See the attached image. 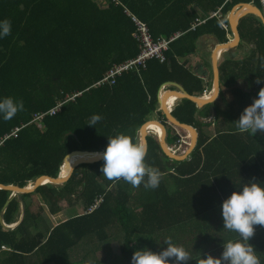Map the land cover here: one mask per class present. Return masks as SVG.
I'll use <instances>...</instances> for the list:
<instances>
[{
  "label": "trees",
  "instance_id": "obj_1",
  "mask_svg": "<svg viewBox=\"0 0 264 264\" xmlns=\"http://www.w3.org/2000/svg\"><path fill=\"white\" fill-rule=\"evenodd\" d=\"M239 4L260 8L259 0H115L106 9L92 0H0V20L8 19L12 26L11 35L0 40V97L19 99L24 105L11 120L0 119V185L25 188L40 176L56 178L70 153H101L107 137L116 134L139 142V131L152 116L167 122L158 111L159 91L166 83L202 96L203 80L182 59L198 54L197 42L204 36L226 44L220 24H227L225 16ZM193 5L206 13L202 20ZM223 5L222 21L211 20ZM178 15L189 22L175 23ZM133 17L148 26L156 43L181 37L170 45L163 63L150 60L146 68L125 72L114 85L94 86L111 68L140 54ZM238 33L253 49L248 57L225 58L219 64L218 99L201 109L182 99L173 112L199 132L191 159L171 160L159 140L147 136L145 163L161 172L158 188L108 180L100 171L102 160L82 164L63 187L45 186L22 197L23 219L13 231L5 225L18 224L21 204L16 198L7 206L12 194L0 190V264H107L113 245L120 246L127 260L122 264H130L134 251L159 253L168 239L191 257L179 264L219 257L223 248L210 249L203 231L212 232V225L222 220L217 212L233 191L250 180L264 183V132L241 133L234 123L250 105L249 94H243L239 84L248 82L251 93L264 87V25L254 16L245 17ZM174 96L180 97L167 96L169 106ZM59 104L61 109L47 114ZM212 112L215 136L210 139L204 133L207 124L199 118L207 119ZM38 114L44 116L36 122ZM93 115L101 120L88 126ZM166 175L171 177L169 185H164ZM146 193L154 197L147 199ZM35 197L50 215L76 206L84 213L43 234L38 231L39 212L29 206ZM98 200L100 206L88 214ZM107 246L109 254L100 259L98 253Z\"/></svg>",
  "mask_w": 264,
  "mask_h": 264
},
{
  "label": "clouds",
  "instance_id": "obj_2",
  "mask_svg": "<svg viewBox=\"0 0 264 264\" xmlns=\"http://www.w3.org/2000/svg\"><path fill=\"white\" fill-rule=\"evenodd\" d=\"M226 18H228L227 15L225 20ZM11 27L10 20H0V40L11 35ZM260 82V79H257L256 83ZM163 92L168 93L165 90ZM257 97L251 105L244 108L239 119L234 122L241 133H249L253 136L258 131L264 132V87L260 88ZM215 98L216 95L211 97L209 102L211 103ZM177 103L178 101L173 107L176 108ZM23 108L22 100L0 97V119L4 121L11 120ZM99 120L101 116L93 115L87 125L94 127ZM175 134L177 138L178 135L181 136L177 130ZM107 138L108 143L104 151L98 154L103 161L100 168L102 175L108 180H123L133 187L141 184L145 189L159 187L162 174L159 169L146 165V147L142 142L134 143L128 135L122 133ZM157 138L159 140V137ZM187 138L191 140L188 135ZM190 145L191 143L188 144V148ZM177 154L182 155L180 152ZM59 173H61V168H59ZM221 217L223 228L237 233L240 239L223 244V251L219 258L207 255L203 259L200 258L199 264H260L257 252L248 241L254 235V226L264 227V183L250 180L242 184L238 191H233L221 203ZM164 244L167 245L166 249L159 253L146 248L134 251L130 264H169L172 258H174V264L191 260L189 253L183 247L174 245L170 239Z\"/></svg>",
  "mask_w": 264,
  "mask_h": 264
},
{
  "label": "crops",
  "instance_id": "obj_3",
  "mask_svg": "<svg viewBox=\"0 0 264 264\" xmlns=\"http://www.w3.org/2000/svg\"><path fill=\"white\" fill-rule=\"evenodd\" d=\"M92 1L100 9H106L109 6L110 3H114L115 2V0H92ZM224 5H225V3H224ZM224 5L222 7H220V8H218V10L221 9V11H222ZM239 5H241V4H239ZM193 8H194L195 12L197 13V15L199 17V20H202L201 18H203L206 15V13L201 8H199L196 5H193ZM228 14H229V12L227 13V16H228ZM179 17H181V16L178 15V18ZM133 18H135V17H133ZM137 20H139V19H137ZM226 20L228 21V18H226ZM132 22H133V20H132ZM174 22L182 25V24H187L189 22V20H188V18H184V16H182L177 21L174 20ZM227 25L229 26V31L226 33V39H227V43H228V42H230V41L233 40V36H232V33H231V29H230L229 22L227 23ZM178 35H181V34H178ZM217 44H220V43L216 39H214V37L212 38V37H209V36H204L203 38H200L199 41L197 42V45H198V54H196L194 56H191V57H188V58L182 59L183 62H186L188 64V67L193 72V74L196 75L197 77H199L200 79H202L203 82H204V85L206 87V92L202 96H198V97H201V98H203V97H205L207 95H211L212 94V91H213L212 87H210V84L213 83V62H212V57H213V48ZM226 44H220V45H226ZM252 49L253 48L251 46L244 45V44H239L236 49H234L232 51H227V52L223 53L218 58L219 59L218 60V69H219V64L225 58L226 59L227 58H231L233 60H240V59H243L245 57H248L251 54ZM167 84L168 83H166V84H164L162 86V87H164V90L167 89V87H168V89H175V92H177V93H171V94H174V95L179 94V96H180V93H178V92H181V91L178 89V87H176V86H170V85H167ZM249 85L250 84L248 82H245L244 84L243 83H240L239 86H238V89L240 87L241 91H243L242 92L243 94H247V93L249 94V96H247V100H248V102H250V105H251V103L253 102V100L255 98H258V97L256 95L257 94L256 92L251 93V89H249V87H250ZM162 87H161V89H162ZM243 87H244V89H243ZM247 87H248V90H247ZM160 91H159V93H160ZM172 91H174V90H172ZM171 94L168 92L166 94V96H165V99L164 100H165L166 105L167 104H170V100H168V97L167 96L168 95H171ZM181 101L182 100H179L178 101L177 106L179 105V103H181ZM159 108H160V105H159ZM199 119L201 121H203L204 123L207 124V126L204 127V133L210 139H212L215 136V129H214V122H215V120H214L213 112H212V114H211V116L209 118H207V119H205V118H199ZM208 119H210L211 121L208 120ZM163 123L165 124L166 127H171L168 124V121L167 122H163ZM175 129L182 136L181 137V136L178 135L179 141H177V145L176 144H170V143H168V138H167V136H168V129H167V135H166V142H167V145L170 148H172V149H174L177 146V148H178L177 150H178V153H179L181 151L182 145L184 144V145H187L188 146V144L191 142V140H188L187 136L182 135L181 134V131H179L178 128L175 127ZM176 130H175L174 133H176ZM210 132L213 133L211 136H210ZM154 133H157V132H154ZM163 133H164V130H163ZM188 136L190 137V135H188ZM178 142L181 143V144H178ZM189 159H191V156H190ZM11 198H12V196H11ZM16 198L17 197H15V199ZM15 199H13V200H15ZM23 204H24V202H23ZM32 204H33V202L32 203L30 202L29 203V206H30V210H32L34 212V209H33V205ZM41 206H44V205H41ZM24 209H25V206H24ZM45 210H46V208H45ZM218 211H221V208H219ZM201 212H202L201 215H203L205 217H208V214L209 213L207 211L201 210ZM34 213H36V212H34ZM217 213H218L219 216H221V212H217ZM22 219H23V214L20 216V219H19L18 224H20L22 222ZM18 224H15L13 226H7V225L6 226L8 228H11L12 229L11 231H13V230H15V228L18 227L17 226ZM58 225H61V224H58ZM58 225H56L55 227H57ZM202 225L205 226V224H202ZM212 226H215V227L213 228V231L210 232V233L207 232V231H203V229H201V233H202V231L203 232H206V236L207 237L206 236L205 237H206L207 241L209 242L210 249L216 248V250L218 251V250H221L223 248L222 245L225 244V243H227L228 241H237V240L240 239L237 233L232 232L230 230H227V229L223 228V220H221V219H218V221L216 222V225H212ZM248 243L250 245H252L253 248H254V250L257 252V255H258L259 259H260V264H264V227H262V229H260L258 231L257 228L254 226V235L249 239ZM207 249H208V247H207ZM207 254H209V253H207ZM211 256H213L215 258H219L221 256V254L219 255V257L217 255H215V256L214 255H211Z\"/></svg>",
  "mask_w": 264,
  "mask_h": 264
},
{
  "label": "water",
  "instance_id": "obj_4",
  "mask_svg": "<svg viewBox=\"0 0 264 264\" xmlns=\"http://www.w3.org/2000/svg\"><path fill=\"white\" fill-rule=\"evenodd\" d=\"M249 16H254V17L260 19L262 24L264 25V15L261 12L260 8H258L254 4L238 5V6L234 7L228 14V22L230 24V29H231V33L233 36V40L228 42L226 45L217 44L213 48V57H212V62H213V85H212L213 95H212V97L214 95H216V98L213 101H211V103H210L209 102L210 99L205 100L204 97L201 98L198 96H193L190 93H188L184 89V87L181 86L180 84L170 82L167 85L176 86L181 91V92H178V93H180V97H177V99H179V100H182V99L191 100L197 105L198 108H203L204 106L212 104L217 100L219 93H220V84H219L220 79H219V69H218V60H219L218 58L219 57H217L216 54L218 51H220V49L232 51V50L236 49L239 44L247 45L244 42H242L240 39V35L238 33V24H239L241 19H243L245 17H249ZM163 91H164V87H162V89L159 93L160 111L165 115V117L168 121V124L171 126V128L174 132L176 130L175 127H177V128L182 129V130H185V131L191 130L194 133V136L191 137V145H190V147L186 153H184L182 155L175 153L178 148L176 146L174 149H172L167 145V142H166L167 127H165V125L162 121H148L146 124H144L139 131V142H142L145 145L146 152H147V140H146V138L149 134L148 129H146L147 124L155 122V123L159 124L164 130L163 136L159 137V142H160V145H161V148H162L164 154L173 161L181 162V161L188 160L190 158L191 154L195 151V149L198 146L199 132L196 128H194L190 125L181 123L179 120H177L174 117L173 112L171 111L172 107L169 106V109H168L166 106L164 99H165V96L167 93L164 94ZM216 92H217V94H216ZM169 93L171 94V93H177V92H169ZM77 153L82 154V156L85 157V160H83L81 163H78L77 165H74L72 167L70 173L67 174L66 176H62L61 173H59L56 178H51V177H47V176H40V177L36 178L33 183H30L29 184L30 186L28 185L25 188H18L16 186H2V185H0L1 191H6V192H9L12 194V198L8 202L7 206L10 205V203L12 202L13 199H15V197H17L18 200L21 202L20 204H21V210H22V214H23L24 213V204L21 201L22 200L21 198L23 196L34 194L38 188L45 187V186L63 187L66 183L69 182V179L71 178L73 170L76 166H79L82 164H91V163H96V162L101 161V159L98 156L99 153H93V152H88V151H75V152L70 153L65 158L62 167L65 165V162L67 161V159L71 155L77 154ZM92 154H94V156H92ZM2 222H3V220H2ZM3 224H4V222H3ZM19 225L20 224H18L17 226H19ZM5 227L8 230H12L11 228H8L6 225H5Z\"/></svg>",
  "mask_w": 264,
  "mask_h": 264
},
{
  "label": "built area",
  "instance_id": "obj_5",
  "mask_svg": "<svg viewBox=\"0 0 264 264\" xmlns=\"http://www.w3.org/2000/svg\"><path fill=\"white\" fill-rule=\"evenodd\" d=\"M262 13L264 14V0H259ZM223 15L221 9L218 10L216 13L211 15V20L216 19L218 21H222ZM135 26H136V33L133 35V38L136 40V42L139 44V52L140 54L137 56V58L130 60L122 65H117L111 68L104 76L103 78L98 81L94 86H101V85H114L117 82V78L121 77L125 72L128 71H138L140 67L146 68L147 62L150 60H159L162 63L166 60L165 54L169 51L170 45L174 43L176 40H178L181 35H176L175 37L171 38L170 40H164L159 43H156L154 40H152L150 36V30L148 26L136 18H132ZM202 24H206L205 22H202ZM220 28L224 32L229 31V27L225 23L220 24ZM195 30V29H194ZM164 93V92H163ZM165 94V93H164ZM77 97L80 96L76 95ZM176 101H179V99H176ZM62 104H59L57 107L51 109L47 114L53 115L55 114L59 109H61ZM175 107H172L171 111L173 112ZM159 111V110H158ZM44 115H35V120H41ZM18 133V130L15 131L12 136H16ZM178 133V132H177ZM178 144H181L178 142ZM185 152V151H184ZM178 153V150L175 152ZM102 200H98L95 205L88 210V214L92 213L97 207L100 206Z\"/></svg>",
  "mask_w": 264,
  "mask_h": 264
},
{
  "label": "rangeland",
  "instance_id": "obj_6",
  "mask_svg": "<svg viewBox=\"0 0 264 264\" xmlns=\"http://www.w3.org/2000/svg\"><path fill=\"white\" fill-rule=\"evenodd\" d=\"M172 90L175 91V89H165V91H168V92H171ZM247 90H248V87H247ZM210 120V119H208ZM215 120V119H214ZM150 121H160V118L159 116L157 115H154L151 117ZM211 121V120H210ZM37 122V120H36ZM168 129V143L170 144H177V141L178 139L176 138V134L174 133V131L171 129V127H167ZM179 131H181V134L184 135V136H187L189 135L186 131L178 128ZM213 133L210 132V136L212 135ZM149 137H154L158 140V138L156 137V134H152L149 133L148 134ZM188 149V146L187 145H182V148H181V151L180 153H184V151H187ZM165 183L164 185H169L170 184V180H171V177L169 175H166L165 176ZM145 197L148 199H152L151 197H154L152 196V194H147L145 195ZM36 200H33L31 201L34 202L33 204V209H34V212H36V214H38L39 212V218H38V231L45 234L48 230L49 231H52L54 229V227L58 224H63L67 221H69L72 217H75V216H79L81 215L82 213H84V210L80 207V206H76L74 209H66L64 210L63 212L61 213H58L56 215H50L46 210H45V206H42V201L40 200V198L38 197H35ZM41 218V219H40ZM40 219V220H39ZM201 224H205L204 223V220L201 219ZM197 232L194 233V236H196ZM109 254L108 252V246L106 247L105 251H101L100 253H98V256L100 259H105V256H106V253ZM110 255H113L112 259L107 263V264H122V263H127V260L125 258V256H123L121 253H120V246L118 245H113L111 246V254Z\"/></svg>",
  "mask_w": 264,
  "mask_h": 264
},
{
  "label": "bare ground",
  "instance_id": "obj_7",
  "mask_svg": "<svg viewBox=\"0 0 264 264\" xmlns=\"http://www.w3.org/2000/svg\"><path fill=\"white\" fill-rule=\"evenodd\" d=\"M227 52V50H221L217 52V57H220V55H222L223 53ZM213 95V91H212V94L211 95H207L204 97L205 100H208L212 97ZM176 96H174L172 98V104L170 107H173L174 105H176ZM167 108L169 109V104L166 105ZM149 132H157L155 133L157 137H161L163 136V128L155 123V122H152V123H149L147 124V128ZM187 130V129H186ZM187 132L189 133L190 137H193L194 136V133L191 131V130H187ZM83 160H85V157H69L67 159V161L65 162V165L62 167V170H61V175L62 176H66L67 174H69V167L73 166V165H77L78 163H81ZM30 186V185H29Z\"/></svg>",
  "mask_w": 264,
  "mask_h": 264
},
{
  "label": "flooded vegetation",
  "instance_id": "obj_8",
  "mask_svg": "<svg viewBox=\"0 0 264 264\" xmlns=\"http://www.w3.org/2000/svg\"><path fill=\"white\" fill-rule=\"evenodd\" d=\"M212 85H213V83H212ZM191 143V142H190ZM190 147V146H189ZM189 149V148H188ZM188 149H187V151H188Z\"/></svg>",
  "mask_w": 264,
  "mask_h": 264
}]
</instances>
